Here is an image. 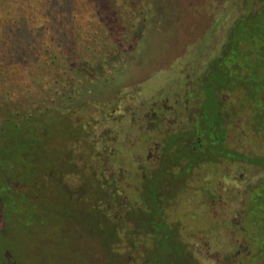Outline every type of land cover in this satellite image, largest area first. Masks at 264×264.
<instances>
[{"label":"rangeland","instance_id":"1","mask_svg":"<svg viewBox=\"0 0 264 264\" xmlns=\"http://www.w3.org/2000/svg\"><path fill=\"white\" fill-rule=\"evenodd\" d=\"M237 1L136 0L142 12L134 24L131 20L98 24L102 21L90 15L95 1L88 8L80 4L84 16L55 26L66 32L61 57L40 54L42 37L37 32L25 54L6 56L8 63L16 61L17 66L5 75L0 73V91H6L0 94V264H115L114 255L126 251L128 244L123 239L112 247L113 224L95 208L104 193L95 179L85 178L91 200L76 194L82 184L76 171L88 159L101 172L105 167L98 161V152L107 145L111 156L106 172L123 166L131 189L124 183L121 187L134 195L143 174L141 153L147 141L165 137L162 151L177 142V136L165 134L160 127L143 131L132 119L138 114L141 118L145 105H150L146 99L156 94L160 101L169 97L181 103L186 98L190 108L195 105L196 93L186 91L192 65H202L204 70L205 62L215 57L226 40L239 8L248 13L252 0L238 1L239 5ZM169 112L179 118V104L175 102ZM7 117L20 125L7 124L1 130ZM183 119L187 120V114ZM246 120L241 114L228 119L234 127L231 144L263 151L264 141L250 129L243 130ZM72 162L78 165L72 167ZM212 166L199 164L193 187L172 199L167 216L180 225L182 237L192 246L197 244L201 258L229 264L239 256L233 240L251 241L255 228L262 225L251 211L246 215L256 223H248L244 216L239 224L244 230L235 229L232 215L242 197L236 185L264 177V171L250 164L219 165L214 170ZM209 171L216 175L210 181ZM241 174H245L244 182ZM252 191L256 193L255 188ZM145 243L155 255L150 264L192 262L181 248L173 249V257L167 258V242L145 238ZM211 246L221 254L210 252ZM143 253L135 250L130 264H144ZM123 261L127 263V258Z\"/></svg>","mask_w":264,"mask_h":264},{"label":"trees","instance_id":"2","mask_svg":"<svg viewBox=\"0 0 264 264\" xmlns=\"http://www.w3.org/2000/svg\"><path fill=\"white\" fill-rule=\"evenodd\" d=\"M238 1L244 4L247 2V0ZM91 2H94L96 9L91 10L90 15L102 21L98 24H111V21L116 24H128L130 20L134 24L140 19L142 12L135 6L136 0H101L98 4L97 0H0V73L5 75L6 71L17 66L16 61L8 63L6 56L9 53L25 54L26 46L33 40L35 32L42 37V42L39 43L40 54L61 57L60 55L64 54L61 39L63 40L66 32H62V28H55L56 24L60 26L65 20L74 21L75 18L84 16V12L80 13L79 5L83 4L88 8ZM235 3L233 4L236 5ZM105 9L106 12L102 11ZM257 16L261 17L258 22L254 19ZM227 30L226 40L218 46L219 51L215 57L205 62V69L202 70V65H192L194 72L186 91L192 90L196 93L194 103L196 106L190 108L187 105L189 99L186 98L181 103L176 100L180 112L179 118L176 116L174 118L169 110L173 109L175 102L170 101L169 97H164L161 101L155 99L156 94L152 100L146 99L150 105H145L141 118L138 114L137 118L132 119L133 125H138L143 131L151 132L152 129L160 127L165 134L170 132L177 136H174L177 142L173 141L168 149L162 151L160 150L165 137L161 141L157 139L147 141L148 144L143 147L144 152L141 153L144 159L141 164L143 174L134 195L130 196L128 190L121 187L123 183L127 187L129 184L123 166L113 171L108 169L106 172L105 168L109 167L111 156V149L107 145H103L102 151L98 152L100 153L98 161L105 167L101 172L96 171L88 159L78 168V172L76 171L79 182L82 183L76 194L83 196L84 200H91L86 194L88 187L83 182L85 178L90 181L95 179L99 189L104 193L97 199L95 208L97 213L103 214L102 216L107 217L113 224L112 247L123 239L128 244L126 251L116 252L117 255H114L118 258L115 264H120L121 261L125 263L124 258H127L125 264H130L133 259L132 253L138 249L144 252V264H150L152 262L150 257L155 255L151 253V247L145 243V238L158 244L162 241L167 242L169 247L167 258L173 257V249L181 248L192 260L186 262L182 259L185 264H212L201 258L195 249L197 244L192 246L185 236L182 237L183 235L179 233L180 225L171 221V215L167 216L169 203L179 194H184L188 188L193 187V178L198 176L199 172L197 167L203 162L213 165L212 170L219 165L250 164L264 171V150L257 152L254 147L240 149L233 146L230 138L234 127L231 128L232 125L228 123L230 117L237 114L245 115L247 120L243 124V130L250 129L256 137L264 141V74L262 73L264 71V0H252L248 13L240 11L239 8L238 14ZM23 41L25 44L21 47ZM10 48L13 49L9 50ZM4 92L6 91L1 90L0 94ZM166 99H169L168 102H164ZM186 114L187 120L184 121L183 117ZM8 117L1 130L7 124H13L15 127L20 125ZM71 127L70 131L73 132L75 127L73 125ZM38 131L37 129L36 133ZM77 165L78 163L74 162L72 167ZM208 173L209 181L210 177L216 176L213 172ZM237 179L239 178L235 177L234 181L237 182ZM245 179V174H241V182ZM257 183L261 186H257ZM236 186L239 187V194L242 192V197L240 208L235 214L233 212L234 216L232 215L234 223L238 226L234 228L244 230L239 228L244 216L249 220L248 223L252 222L254 225L256 222L253 221V216L246 215L251 211L258 214L262 225L255 228L251 241L245 238L240 242L233 240L232 245L235 244L236 248H239V256L232 263L231 261L228 263L264 264V177ZM240 188H244L243 191ZM253 188L256 193H253ZM127 189L130 190L131 187ZM90 193H93V189ZM231 232L236 235L233 229ZM193 242L195 244V241ZM213 251L216 250H212L211 246L210 252ZM216 252L218 256L221 254Z\"/></svg>","mask_w":264,"mask_h":264},{"label":"flooded vegetation","instance_id":"3","mask_svg":"<svg viewBox=\"0 0 264 264\" xmlns=\"http://www.w3.org/2000/svg\"><path fill=\"white\" fill-rule=\"evenodd\" d=\"M99 168V167H98Z\"/></svg>","mask_w":264,"mask_h":264}]
</instances>
